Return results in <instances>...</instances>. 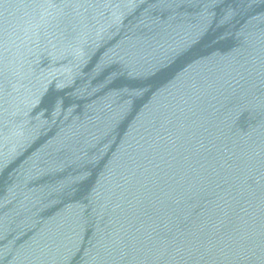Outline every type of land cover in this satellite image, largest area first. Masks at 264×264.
Returning <instances> with one entry per match:
<instances>
[{
    "label": "water",
    "instance_id": "water-1",
    "mask_svg": "<svg viewBox=\"0 0 264 264\" xmlns=\"http://www.w3.org/2000/svg\"><path fill=\"white\" fill-rule=\"evenodd\" d=\"M0 264H264V0H0Z\"/></svg>",
    "mask_w": 264,
    "mask_h": 264
}]
</instances>
